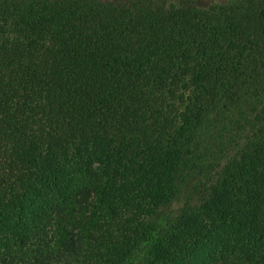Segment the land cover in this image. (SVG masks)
<instances>
[{
  "label": "trees",
  "instance_id": "trees-1",
  "mask_svg": "<svg viewBox=\"0 0 264 264\" xmlns=\"http://www.w3.org/2000/svg\"><path fill=\"white\" fill-rule=\"evenodd\" d=\"M0 264H264V0H0Z\"/></svg>",
  "mask_w": 264,
  "mask_h": 264
}]
</instances>
